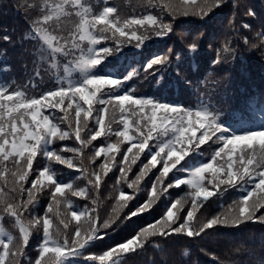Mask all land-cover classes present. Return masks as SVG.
<instances>
[{
	"label": "snow or ice",
	"instance_id": "6c2138e0",
	"mask_svg": "<svg viewBox=\"0 0 264 264\" xmlns=\"http://www.w3.org/2000/svg\"><path fill=\"white\" fill-rule=\"evenodd\" d=\"M142 6L156 11L124 15L107 0H16L21 35L14 40L16 28L0 26V41L31 57L22 59L26 82L0 84V264H140L149 249L187 254L194 244L211 256L208 264H223L206 247L213 233L264 227V90L229 96L227 75L213 81L220 87L210 95L198 86L205 73L251 50L264 59V6ZM179 17L196 18L197 27L177 33L185 24ZM165 38L171 46L149 50ZM109 179L117 195L105 198L112 211L101 216ZM148 186L150 194L137 195ZM143 214L152 220L137 223ZM106 239L113 243L96 250ZM248 254L249 264H264V256Z\"/></svg>",
	"mask_w": 264,
	"mask_h": 264
},
{
	"label": "trees",
	"instance_id": "16d2710c",
	"mask_svg": "<svg viewBox=\"0 0 264 264\" xmlns=\"http://www.w3.org/2000/svg\"><path fill=\"white\" fill-rule=\"evenodd\" d=\"M15 2L16 0H0V26L6 23L9 29L15 27L16 31L14 33L10 31V34L13 36L14 40L21 35L24 27L13 7ZM91 2L96 4L97 0H91ZM99 3L103 5L105 0H99ZM107 3L109 5L118 6L121 14L124 15L139 16L142 14H147V12H152L154 14L156 11L154 9H146L143 7V0H107ZM248 3L254 5L258 11L262 6H264V0H248ZM227 12L228 10L226 9L225 14H227ZM178 19L185 21V24L183 29H177V33L184 30L195 29L197 27L195 23L196 18L194 17H179ZM177 38L178 37H173V40ZM173 40H168L165 38L164 41L158 42L156 44H150L149 50L153 52L162 51L167 46H171ZM5 48L8 50V53L6 56L0 58V84L10 83L13 79H15L17 83L26 82L24 75L25 68L22 66V59L30 61L31 57L22 52L21 45L17 44L15 47H12L0 41V50ZM201 55L204 59L210 61L214 53L212 50L205 47V50ZM5 65L10 67V71L2 70ZM28 70H31V64H29ZM209 70L211 71V69ZM225 75L230 77L231 83L228 84L227 82H224L222 86L227 89L229 96H231L234 91L237 94L243 92L245 94L256 95L260 90H264V59L261 58L260 52L251 50L245 54L242 61L237 60L234 64L225 65L224 69H218L210 76L205 73L201 79V83L198 85L201 89V92L210 95L213 89L220 87L214 84L213 81ZM144 90L148 91L147 88ZM103 139V137L98 138V141L94 143H100L103 141ZM59 143L61 146L63 144L72 146L73 142L65 141ZM117 158L119 159L118 155ZM143 158L144 156L142 154L141 160H143ZM98 161L103 162V157L98 158ZM137 163L139 164V161ZM55 167H57L63 173L75 172V170L67 169L63 165H55ZM157 167H160V165H157ZM113 171H115V169H113ZM135 171H137L136 166H133V172ZM152 171L155 172L156 169H153ZM75 174L78 175V173ZM169 175H171V173ZM109 176H111V173H109ZM118 176L119 173H117V178ZM129 176L131 177L132 173H129ZM149 176H151V173H149ZM105 179H107V177ZM147 179L148 177H145V181H147ZM145 181H142L141 184L144 185ZM113 183L114 181L109 179L107 188L103 190L100 201L101 216H106L112 211V202L105 198L110 195H117V193L113 191ZM125 191L127 195H132V190L127 189L126 186ZM150 193L151 187L148 186L146 190L142 191L141 193H137V195L144 197ZM73 199L78 200L79 198ZM212 199H214V197ZM233 199H236V195L231 197L226 196L223 201L225 207H227V204H230ZM153 207H155V205ZM43 210H46V205H44ZM222 210L223 209L218 208L217 205H212L211 209H209V211ZM159 211H163V205H161ZM143 215L144 220H138L137 223L143 224L148 220H152L151 216H148L147 214ZM154 215L157 218L159 217V213H154ZM3 223L6 230L14 233L16 232L12 221L6 218ZM126 234L127 230L121 235H116L115 239H121L122 236ZM111 243H113V241L106 239L104 242L97 244L96 250L104 249L108 244ZM206 247L210 248L211 251L219 257V260L223 262V264H249V250H254L258 256H264V227H261L258 224H250V226L246 228H223L220 232L213 233L212 237L209 239V242L206 244ZM237 249L242 250L237 251ZM137 260L140 262V264H151L152 261H155L156 264H164L165 261H167V264H173V262H176V264H194L196 261H198L199 264H208V261L211 260V256H205L199 251L198 246L194 244L188 246L187 254L184 253L182 248H177L174 254L161 253L159 251L149 249L146 254L137 258Z\"/></svg>",
	"mask_w": 264,
	"mask_h": 264
}]
</instances>
